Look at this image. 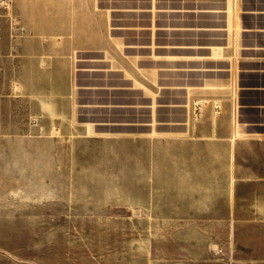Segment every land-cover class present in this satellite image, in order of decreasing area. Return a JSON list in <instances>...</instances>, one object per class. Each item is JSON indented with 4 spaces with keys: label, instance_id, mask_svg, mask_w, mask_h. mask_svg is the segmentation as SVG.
Instances as JSON below:
<instances>
[{
    "label": "rangeland",
    "instance_id": "374dc122",
    "mask_svg": "<svg viewBox=\"0 0 264 264\" xmlns=\"http://www.w3.org/2000/svg\"><path fill=\"white\" fill-rule=\"evenodd\" d=\"M85 37L108 45L68 54L61 120L43 74L52 43ZM214 104L248 123L226 237L200 216L222 200L213 188L196 189L194 216L186 184L184 218L167 221L176 190L133 184L150 121L202 120ZM0 264H264V0H0Z\"/></svg>",
    "mask_w": 264,
    "mask_h": 264
},
{
    "label": "crops",
    "instance_id": "0c3cea01",
    "mask_svg": "<svg viewBox=\"0 0 264 264\" xmlns=\"http://www.w3.org/2000/svg\"><path fill=\"white\" fill-rule=\"evenodd\" d=\"M52 45L51 49L56 52L58 58L52 59L50 66L45 70L46 74L43 75L47 77L45 79L47 82L41 91L50 94V98L54 100L52 114L55 118L72 119L74 107L70 100L72 86L68 54L77 45L80 47L76 48H81L85 52L105 49L108 40L101 37L99 41L93 42L92 38L85 37L83 41L60 40ZM44 50L47 48L44 47ZM221 105L215 112L216 116H209L202 120L191 118L179 125L159 124L161 126L155 127L150 121L146 125L147 130L133 140L136 149L135 157H137L133 184H151L152 186V184L164 182L167 184L166 188L172 189V192L170 191L172 194L173 189L176 190L173 198H162L159 208L160 220L176 221L184 218L185 203L181 195L184 193L183 187L186 184H189L190 198L193 201L187 204L186 209L194 212V216L197 215L199 208L196 189L213 188L219 196L222 195V200L214 205L210 202L209 206L203 208L204 214L200 215L203 219L210 220L207 226L209 233L206 236L212 237H226L234 232L237 211L238 157L248 158V139L243 140L237 136L238 124L247 125L248 123L241 121L242 118L238 122L235 116H231L230 110L225 112L223 105L221 111ZM92 122L86 121V124H92ZM94 132H96L95 129ZM158 133H165V135H158ZM245 133L248 134V126ZM241 168L245 171L248 164H241ZM216 173L221 178L219 181H213ZM151 186L148 189H151ZM145 203L155 204L151 196ZM222 230L224 232L220 233Z\"/></svg>",
    "mask_w": 264,
    "mask_h": 264
},
{
    "label": "built area",
    "instance_id": "2783aa9c",
    "mask_svg": "<svg viewBox=\"0 0 264 264\" xmlns=\"http://www.w3.org/2000/svg\"><path fill=\"white\" fill-rule=\"evenodd\" d=\"M213 108L215 109L216 112L220 109L218 104H214Z\"/></svg>",
    "mask_w": 264,
    "mask_h": 264
}]
</instances>
